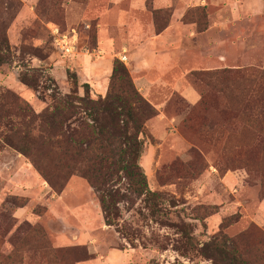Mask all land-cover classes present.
<instances>
[{"label": "rangeland", "instance_id": "rangeland-1", "mask_svg": "<svg viewBox=\"0 0 264 264\" xmlns=\"http://www.w3.org/2000/svg\"><path fill=\"white\" fill-rule=\"evenodd\" d=\"M91 2L0 0V32L16 56H40L26 62L41 74L34 90L20 82L18 63L0 69V264H111L113 252L120 255L113 264H214L204 246L217 235L226 236L248 264H264V34L249 33L239 50L228 47L225 68L191 66L196 70L183 85L195 88L198 103L173 92L172 82L154 89L155 105L166 103L159 110L148 101L154 116L144 126L140 164L150 190L163 192L167 202L152 211L129 193L127 182L110 181L109 188L127 195L119 204V228L105 224L96 191L67 169L63 152L33 146L28 130L12 131L17 116L28 122L50 110L46 77L55 78L63 96L71 93L66 70L78 69L56 51L54 24L77 31L81 52L99 51ZM188 15L200 30L209 25L206 8ZM90 91L96 100L99 94ZM13 97L25 104L13 105ZM74 112L58 120L70 132L83 131L90 122ZM64 176L60 192L54 184ZM186 225L188 235L181 232Z\"/></svg>", "mask_w": 264, "mask_h": 264}, {"label": "trees", "instance_id": "trees-1", "mask_svg": "<svg viewBox=\"0 0 264 264\" xmlns=\"http://www.w3.org/2000/svg\"><path fill=\"white\" fill-rule=\"evenodd\" d=\"M54 27H59L61 32L65 33L57 24H54L51 30ZM203 30L199 29V31ZM50 35L53 41L51 31ZM27 56L40 59V56L26 51L16 56L7 36L4 32H0V69L4 65L18 63L22 68L19 75L20 82L38 90L41 74L38 70L29 67L26 62ZM66 73L71 93L63 96L55 78L46 77L45 89L52 100L50 110L42 115L29 116L28 122H24L22 116H17V125L14 127L12 124V131H15V134H24L23 131L28 130L26 136H31L33 146L42 147L47 144L63 152L61 155L68 157L67 169L71 168L72 172L86 179L96 191L107 226L119 228V204L127 197L119 188H109L110 181L127 182L131 195L142 199L152 211L159 209L160 205L167 202L166 195L163 192L150 190L148 177L140 164L145 146L144 126L146 121L154 116V109L135 87L129 69L123 62L115 59L108 91L105 95H99L96 100L91 97L90 84H81L84 96L79 95L80 80L77 71L67 68ZM12 103L20 106L25 104L17 97H13ZM77 109L90 123L82 129L83 131L70 132V129L66 130L58 118L74 114ZM68 144L71 147L69 151L66 148ZM27 151L30 153L31 150L27 149ZM63 179L64 182L60 186L54 184L55 189L60 192L65 188L68 178L64 176ZM49 180L52 181L50 177ZM187 229L186 225L181 232L188 235ZM232 245L233 243L226 236H214L204 246L207 251L214 254L208 253L206 256L214 264H248Z\"/></svg>", "mask_w": 264, "mask_h": 264}, {"label": "crops", "instance_id": "crops-1", "mask_svg": "<svg viewBox=\"0 0 264 264\" xmlns=\"http://www.w3.org/2000/svg\"><path fill=\"white\" fill-rule=\"evenodd\" d=\"M88 7L99 51L94 57L78 48L72 65L78 69L80 83L105 95L114 60L125 56L135 85L153 105L154 89L171 82L173 92L182 93L193 105L198 103L201 97L195 88L183 85L188 74L196 67H227L228 47L239 50L249 33L264 34V0H93ZM192 8L208 9L209 25L203 31L187 19ZM165 103L155 106L160 110ZM115 259L120 255L113 252L109 262Z\"/></svg>", "mask_w": 264, "mask_h": 264}, {"label": "built area", "instance_id": "built-area-1", "mask_svg": "<svg viewBox=\"0 0 264 264\" xmlns=\"http://www.w3.org/2000/svg\"><path fill=\"white\" fill-rule=\"evenodd\" d=\"M53 36V43L56 51L61 55L63 59H74V56L78 53L79 48V34L75 29L71 32L62 33L59 27H54L51 30ZM97 53V52H96ZM95 52L86 51V54L95 55ZM121 62H126V57H120Z\"/></svg>", "mask_w": 264, "mask_h": 264}]
</instances>
